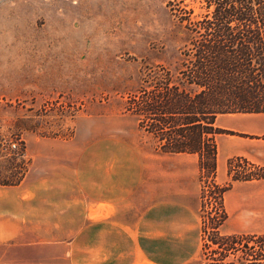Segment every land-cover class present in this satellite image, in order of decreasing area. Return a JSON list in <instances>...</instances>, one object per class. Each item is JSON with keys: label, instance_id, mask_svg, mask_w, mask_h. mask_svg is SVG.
<instances>
[{"label": "rangeland", "instance_id": "374dc122", "mask_svg": "<svg viewBox=\"0 0 264 264\" xmlns=\"http://www.w3.org/2000/svg\"><path fill=\"white\" fill-rule=\"evenodd\" d=\"M172 9L204 12L199 0H0V170L9 180L1 184L28 171L53 181L56 169L91 142L96 149L129 145L141 156L159 155L161 171L170 160L127 101L157 67L174 71L179 65L187 36ZM20 149L24 166L15 158ZM193 155L205 207L191 264H200L199 215L207 222L216 217L220 195L214 186L231 180L227 174L219 184L216 170L213 178L207 169L201 172ZM173 163L175 170L189 168L183 159ZM98 235L77 240L97 241ZM93 246L76 250L63 264H95Z\"/></svg>", "mask_w": 264, "mask_h": 264}, {"label": "crops", "instance_id": "0c3cea01", "mask_svg": "<svg viewBox=\"0 0 264 264\" xmlns=\"http://www.w3.org/2000/svg\"><path fill=\"white\" fill-rule=\"evenodd\" d=\"M214 126L224 131L215 137L219 184L228 180L231 159L264 168L263 113L219 115ZM93 143L56 169L53 181L28 171L17 184L0 185V264H63L90 245L95 264H191L200 214L197 156L167 154L172 162L160 171L159 155ZM180 159L189 168L175 170ZM223 205V234L264 235V180L232 182ZM96 233L97 241L77 240Z\"/></svg>", "mask_w": 264, "mask_h": 264}, {"label": "trees", "instance_id": "16d2710c", "mask_svg": "<svg viewBox=\"0 0 264 264\" xmlns=\"http://www.w3.org/2000/svg\"><path fill=\"white\" fill-rule=\"evenodd\" d=\"M199 5L204 12L198 15L192 9H172L187 36L179 65L174 71L160 65L147 75L127 108L157 139L162 153L196 154L200 171L207 169L213 178V137L224 133L214 126L215 119L224 114H264V0H199ZM22 153L20 149L15 158L24 166ZM227 174L231 181L214 186L220 195L216 217L207 222L200 215L205 261L200 264H264V235L221 232L227 218L223 194L232 182L264 180V168L236 158L228 161ZM0 181H9L1 170ZM202 204L203 198L200 214Z\"/></svg>", "mask_w": 264, "mask_h": 264}, {"label": "built area", "instance_id": "2783aa9c", "mask_svg": "<svg viewBox=\"0 0 264 264\" xmlns=\"http://www.w3.org/2000/svg\"><path fill=\"white\" fill-rule=\"evenodd\" d=\"M13 148H15V145H12Z\"/></svg>", "mask_w": 264, "mask_h": 264}]
</instances>
